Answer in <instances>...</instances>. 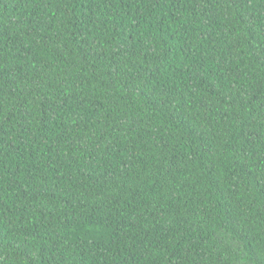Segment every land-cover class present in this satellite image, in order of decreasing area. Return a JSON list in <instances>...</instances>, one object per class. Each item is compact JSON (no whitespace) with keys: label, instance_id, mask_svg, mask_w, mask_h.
I'll use <instances>...</instances> for the list:
<instances>
[{"label":"trees","instance_id":"16d2710c","mask_svg":"<svg viewBox=\"0 0 264 264\" xmlns=\"http://www.w3.org/2000/svg\"><path fill=\"white\" fill-rule=\"evenodd\" d=\"M0 264H264V0H0Z\"/></svg>","mask_w":264,"mask_h":264}]
</instances>
